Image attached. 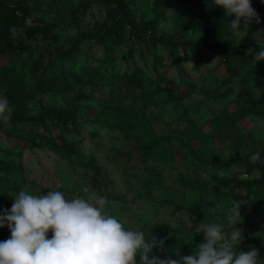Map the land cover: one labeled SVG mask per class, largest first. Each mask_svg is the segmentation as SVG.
Here are the masks:
<instances>
[{
	"label": "rangeland",
	"instance_id": "obj_1",
	"mask_svg": "<svg viewBox=\"0 0 264 264\" xmlns=\"http://www.w3.org/2000/svg\"><path fill=\"white\" fill-rule=\"evenodd\" d=\"M2 1L13 7L18 2L28 6L29 15L20 22V39L39 64L36 72L24 71V89L0 83V97L9 102L10 119L13 114L35 119L49 110L63 109L74 116L77 129L65 131L66 143L73 144L76 153L62 159L46 146L27 148L28 126L20 122L13 128L0 120V140L12 146L15 141L5 135L10 133L15 139L20 137L21 146L19 155L6 157L0 152V159L15 160L18 175L13 188L0 184V214L10 210L12 196L25 186L33 194L61 190L69 198L82 195V188L89 186L119 202V208L111 211L122 218L125 227L158 239L168 237L163 249H153L152 254L175 259L176 251L180 256L190 255L204 242L203 233L196 231L200 223H227L232 200H243L242 223L236 227L244 229V239L237 251L255 246L264 259V165L248 159L261 152L264 160V82L239 68V74L249 76L258 112L254 117L240 115L226 126L215 119L221 110L236 113L233 97L228 96L234 78L209 50L200 48L187 56L179 53L178 61L172 62L170 49L141 45L133 59L138 68L149 71L147 75H154V81L146 87H132L101 64L102 59L117 57L121 69L128 45L99 44L88 38L118 15L111 0ZM123 4L147 38L164 36L181 43L211 44V34L192 22L186 0H123ZM222 13L230 21L234 19L223 9ZM43 21L52 24L69 45L80 40V61L98 66L102 72L99 81L82 80L66 90L40 87V92L34 91L54 55L46 51L42 35L25 29ZM230 36L237 53L243 48L244 54L251 47L264 48V19L250 24L246 33L230 31ZM7 53H0V66L10 61ZM26 58L25 52L18 55L20 61ZM246 59L250 66L261 63H254L250 55ZM144 62L151 63L150 68ZM119 115L128 117L120 128ZM149 169L157 175H151ZM216 204L220 207L213 215L210 210ZM48 235L50 238L51 231ZM9 236L7 227L0 228V241Z\"/></svg>",
	"mask_w": 264,
	"mask_h": 264
},
{
	"label": "clouds",
	"instance_id": "obj_2",
	"mask_svg": "<svg viewBox=\"0 0 264 264\" xmlns=\"http://www.w3.org/2000/svg\"><path fill=\"white\" fill-rule=\"evenodd\" d=\"M215 7L234 17L228 24L231 32H244L250 24L261 23L252 0H212ZM73 35L75 29H69ZM253 50L249 49L251 53ZM264 61V48L253 55V62ZM238 80V77L236 78ZM9 102L0 97V120L10 121ZM249 162L264 165L261 152L250 154ZM82 195L67 197L61 190L33 194L28 187L12 196L10 210L0 214V228L7 227L8 239L0 241V264H264L259 250L249 246L237 251L244 239L240 208L245 201H233L226 212L227 223H200L196 231L204 242L190 255L160 258L153 249H163L165 240L143 230L125 227L112 209L119 202L110 200L84 186ZM219 204L211 208L216 214ZM188 224L191 227L190 222ZM49 231L51 237L49 238ZM171 235V234H170Z\"/></svg>",
	"mask_w": 264,
	"mask_h": 264
},
{
	"label": "trees",
	"instance_id": "obj_3",
	"mask_svg": "<svg viewBox=\"0 0 264 264\" xmlns=\"http://www.w3.org/2000/svg\"><path fill=\"white\" fill-rule=\"evenodd\" d=\"M111 1L115 3L118 15L112 18L109 23H102L100 31L88 38L99 44L109 42L114 46L123 43L128 45L127 58L122 61L121 69L117 64V57H113L112 60L102 59L101 64L107 67L112 75L120 76L128 86L146 87L152 84L154 75L153 77L147 75L149 71H144L143 68H138L135 64L133 53L138 47L147 44L152 49L157 47L170 49L172 62L178 61L179 53L187 56L193 52H200L198 49L204 48L219 57L234 78V85L229 90L228 96L233 97V102L237 106L236 113L229 114L227 110H221L218 112L215 121L230 126L235 123L240 115L245 118L247 116L254 117L257 114L258 103L255 101L254 92L249 86V76L239 74L238 70L245 68L250 77L254 75L259 81L264 82V61H260L259 67L257 65H253L257 66L253 67L249 65L246 59L247 55L252 57L260 49L251 47L249 49L253 51L247 52V54H244L246 50L244 48L239 53L236 52L234 41L228 29L230 20L223 15L221 8L214 6L212 0H186L185 4L187 9H191L189 13L194 25L211 34L210 45L181 43L171 37L164 36L147 38L142 35V28L139 24L125 11L123 0ZM175 1L178 0H171V2ZM252 6L259 13L260 18L264 19V1H252ZM25 15H29V8L25 2H18L16 7H13L0 0V53L5 52L6 54L8 52L7 55L10 60L5 65L0 66V83L21 89H24L25 85L24 71L36 72L39 68L38 60L34 58L32 49L20 39V22L23 23ZM25 32L42 35V39L47 45L46 51L52 52L54 55L53 61L44 69L42 79L36 84L34 91L40 92L42 89L53 91L56 87H62L66 90L78 85L82 80L99 81L102 72L98 66L93 67L84 61H80V40H75L69 45L59 37L52 24L45 21L41 25L28 27ZM23 52L27 54V58L20 61L18 55ZM66 63L67 67H65ZM144 65L148 69L151 63L144 62ZM260 72L263 75H260ZM237 77L238 80H236ZM13 115L14 117L9 121L13 128L20 122L23 127L28 126L27 131L30 134V140L27 148L46 146L57 152L62 159H69L76 153L74 145L66 143L65 131L67 128L77 129L74 116H70L67 111L63 109L49 110L46 113H41L35 119H22L18 114ZM127 118L125 115L118 116V128L124 127ZM54 130H56L55 134ZM5 135L11 136L10 141L14 140L15 142L9 146L7 141L0 140V152H4L6 157L19 155L17 149L21 148L18 141L20 137L15 139L10 133H5ZM157 141L159 140L157 139ZM148 171L151 175H157L154 169ZM17 176L15 160L0 159V184H7L13 188L16 186L17 180L15 178ZM190 212L193 213V209H190ZM198 220L204 222L200 217Z\"/></svg>",
	"mask_w": 264,
	"mask_h": 264
},
{
	"label": "built area",
	"instance_id": "obj_4",
	"mask_svg": "<svg viewBox=\"0 0 264 264\" xmlns=\"http://www.w3.org/2000/svg\"><path fill=\"white\" fill-rule=\"evenodd\" d=\"M253 2H257V0H253Z\"/></svg>",
	"mask_w": 264,
	"mask_h": 264
}]
</instances>
